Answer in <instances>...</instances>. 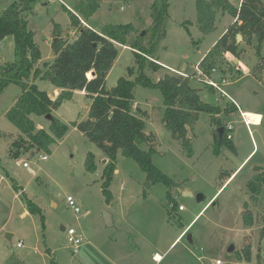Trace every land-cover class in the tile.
Segmentation results:
<instances>
[{
  "label": "rangeland",
  "instance_id": "obj_1",
  "mask_svg": "<svg viewBox=\"0 0 264 264\" xmlns=\"http://www.w3.org/2000/svg\"><path fill=\"white\" fill-rule=\"evenodd\" d=\"M16 1L19 0H0V12ZM26 1L24 17L40 47L42 67L44 62L55 58L52 43L56 23L60 24L64 39L76 36L70 11L76 12L80 0ZM98 1L99 9L87 21L91 27L101 29L108 23H133L135 27L127 45L119 48L117 60L107 75L106 86L112 88L122 76L134 79L135 76L128 75V68L136 64L133 46L147 44L156 37L150 26L162 3L161 0ZM229 1L234 6L242 2ZM198 2L169 0V14L163 22L166 36L158 41L154 53L167 68L157 72L147 69L153 81L167 72L195 74L201 58L235 21L230 14L219 11L216 28L204 33L197 22ZM239 43L240 64L229 61L225 53L224 60L234 64L232 70L227 63V71L218 67L213 74L220 79L226 72L232 73L221 85L225 92L218 89L206 94L209 102L223 108L220 117L224 125L234 126L231 143L235 147L225 142L216 144L217 127L211 122V115L202 112L189 130L192 142L189 154L183 142L165 125L161 91L137 84L134 107L148 111L147 131L157 135L153 163L176 185L149 183L148 174L139 163L119 151L110 184L111 201H107L103 192L108 159L77 127L71 126L51 146V152L33 155L30 151L18 158L10 156V143L20 131L8 120L6 112L21 94V88L17 83L5 87L0 93V131L7 134L0 135V264H215L218 258L224 264H264V187L256 196L248 187L257 172L256 166H264V120L261 123L262 115L255 113L264 116V70L260 77L253 75V67L262 62L264 46L258 56L253 44L243 39ZM14 60L15 40L9 35L0 43V65ZM36 82L41 89L53 91L50 82ZM194 83L203 86L199 81ZM90 105L91 98L86 92L76 90L73 98L63 102L53 114L70 124L87 119ZM228 107L231 110L226 111ZM245 109L255 111L248 114L258 125L250 128L246 125L241 114ZM34 118L49 130L50 122L45 116ZM141 146L148 149L147 144ZM90 152L94 154L95 170L87 168ZM43 154L48 158L42 159ZM26 161L28 166L23 164ZM228 172L233 175L227 179ZM170 187L178 204L173 210L168 197ZM23 192L41 207V212L28 210ZM198 193L207 195L208 200L199 203ZM68 196L74 198L80 212L69 204ZM170 210L173 212L169 213ZM246 211L253 213L252 226L243 223ZM105 212L112 215V225L106 224ZM69 227H74L83 238L77 252L68 240ZM188 233L193 235V243L188 241ZM19 241L22 246L17 245ZM246 243L252 245L251 262L239 257ZM232 245L234 250L230 251ZM155 251L164 254L158 263L153 257Z\"/></svg>",
  "mask_w": 264,
  "mask_h": 264
},
{
  "label": "trees",
  "instance_id": "obj_2",
  "mask_svg": "<svg viewBox=\"0 0 264 264\" xmlns=\"http://www.w3.org/2000/svg\"><path fill=\"white\" fill-rule=\"evenodd\" d=\"M26 2L16 1L0 12V43L9 35L15 40V60L0 65V93L10 83H17L21 88V94L6 112L8 120L20 131L19 135L12 138L10 156L18 158L30 151L33 155L41 151L51 152V146L74 126L101 148L108 159L103 173V192L107 201L112 199L110 184L119 151L139 163L147 172L149 183L165 182L175 186V181L153 163L152 155L156 150L157 135L147 131L148 111L140 106L134 107L135 86L140 84L161 91L165 106V125L175 138L183 142L184 149H187L189 154L192 152L189 130L202 112L211 115V122L217 128L224 126V122L219 116L223 108L203 98L207 92L215 93L218 89L197 76V72L193 75L167 72L158 81H153L146 72L147 69L157 72L166 68L154 57V53L158 41L166 36L163 22L169 14V0H161V8L153 15L150 31L156 37L147 44L133 46L136 64L128 68V75L135 76L134 79L122 76L112 88L106 86L107 75L117 60L119 48L127 45L128 36L135 28L134 24L108 23L101 29L86 25L82 19L87 22L99 9L100 2L80 0L76 12L70 11L76 36L72 40L64 39L61 36V26L56 23L54 37H57V40L52 43L55 58L44 62L41 67L40 47L35 41L33 30L29 29L28 20L24 17ZM219 11L230 14L235 21L199 62V67L207 75L213 73V68L219 67L218 70L227 71V63L232 70L234 64L223 58L228 51L241 60L239 34L245 42L255 46L258 56H261L264 46L263 0H242L240 6H234L229 0H199L197 22L204 33L216 28ZM261 60L260 64L257 63L253 67V75L256 77H260L264 70V56ZM37 80L50 82L59 89L58 94L53 97L47 90L39 87ZM197 81L203 83V86L195 85L194 82ZM76 90L85 91L91 98L89 117L68 124L55 116L53 111L66 100H71ZM229 110L231 107H228ZM47 114H52V119H48L49 130L39 128L33 118L34 115L46 117ZM217 128L214 130L216 144L231 143L232 140L227 139L225 130L221 134ZM0 135L7 134L0 131ZM12 135L8 134L9 137ZM142 144H147L148 149L142 148ZM231 146L235 147L232 143ZM86 163L89 170L96 169L92 152L89 153ZM256 171L248 182V187L255 196L260 192V188L264 187V166H257ZM226 175L230 177L231 173ZM172 187L168 191L171 210L178 208L171 192ZM22 197L29 211L41 212V207L25 192ZM171 210L169 213L173 212ZM243 223L245 226L254 224L251 211L244 213ZM239 257L246 262L252 261L251 243L243 246Z\"/></svg>",
  "mask_w": 264,
  "mask_h": 264
},
{
  "label": "built area",
  "instance_id": "obj_3",
  "mask_svg": "<svg viewBox=\"0 0 264 264\" xmlns=\"http://www.w3.org/2000/svg\"><path fill=\"white\" fill-rule=\"evenodd\" d=\"M48 1H56V0H48ZM217 71L218 70L216 68H213V70H212L213 73L211 75H207L204 73V71L200 67H198V69H197L198 74L197 75L204 78L207 81V83L213 85L214 87H216L217 89L221 90L224 93L225 90L222 89L221 85L224 84L227 81V79H229L231 77V74L227 73L224 76L222 75L220 79H217V78L213 77V74L216 73ZM182 74L186 75V73H182ZM236 106H237V104H236ZM241 114L243 116L244 122L246 123V125H248L249 128L251 125L256 124L252 119H250L248 117L249 114L247 112H242ZM224 127H225L227 139L232 140L233 139L234 126L231 123H229V124H225ZM41 158L47 159L48 156L42 155ZM23 164H24V166L29 165L27 161L24 162ZM68 201H69V204L75 209L76 212L81 211L80 207L76 205V202L72 196H68ZM180 208L182 209L183 207H180ZM66 230H67V234H68V240H69L71 246L73 247L74 252H77L78 248L80 247V244L82 243L83 238L81 235L77 234V230L74 227H69L68 229L66 228ZM17 245L22 246V242L19 241L17 243ZM155 258H156V260L159 261L161 259V256H158L156 254ZM215 264H224V262L218 258L215 260Z\"/></svg>",
  "mask_w": 264,
  "mask_h": 264
},
{
  "label": "water",
  "instance_id": "obj_4",
  "mask_svg": "<svg viewBox=\"0 0 264 264\" xmlns=\"http://www.w3.org/2000/svg\"><path fill=\"white\" fill-rule=\"evenodd\" d=\"M19 1H21V2H23V1H25V0H19ZM145 32H142V34H144ZM57 40V37H55L54 38V41H56ZM242 40V35L241 34H239L238 35V41H241ZM226 57L229 59V61H231L232 63H234V64H236V65H239L240 64V60H239V58L237 57V56H235L233 53H231V52H226ZM203 98L205 99L206 98V96H203ZM46 118L47 119H52V114H47L46 115ZM218 129V131L222 134L223 132H224V130H225V127L224 126H221V127H219V128H217ZM185 194L186 195H192L190 192H185ZM197 201L199 202V203H202V202H204L205 200H208V196L207 195H205L204 193H198L197 194ZM104 218H105V221H106V224H108V225H112L113 224V219H112V215L109 213V212H105L104 213ZM65 227L63 226V229H64ZM8 236H10L11 234H7ZM187 239H188V241L190 242V243H193V235L191 234V233H188L187 234ZM229 250L230 251H233L234 250V245H232L230 248H229Z\"/></svg>",
  "mask_w": 264,
  "mask_h": 264
},
{
  "label": "crops",
  "instance_id": "obj_5",
  "mask_svg": "<svg viewBox=\"0 0 264 264\" xmlns=\"http://www.w3.org/2000/svg\"><path fill=\"white\" fill-rule=\"evenodd\" d=\"M83 22L86 24V25H89L86 21H84L83 20ZM227 29V28H226ZM76 30V29H75ZM206 54V53H205ZM205 56V55H204ZM204 56L201 58V60L204 58ZM240 60V59H239ZM240 62H241V60H240ZM162 64V63H161ZM167 68V67H166ZM168 69H170V70H173V71H175V69L174 68H168ZM58 92H59V89H57V88H55V87H53V91L50 93L53 97H55L57 94H58ZM238 105V104H237ZM237 107V106H236ZM238 107H239V105H238ZM237 107V108H238ZM239 109V108H238ZM226 111H228V108H226ZM242 112H255V111H252V110H249V109H245V110H242ZM241 112V113H242ZM255 113H258V114H261L262 115V120H261V123L263 122V120H264V116H263V114L262 113H260V112H255ZM219 116H220V114H219ZM33 118H34V116H33ZM35 119V118H34ZM35 121H36V123H37V126L39 127V128H42V127H45V124L42 122V121H40V122H38L36 119H35ZM260 124V123H259ZM254 125H258V124H254ZM257 167V166H256ZM233 175V173H231V176ZM230 176V177H231ZM230 177H228L227 176V179L228 178H230ZM28 212V210H26V213ZM183 233V232H182ZM182 233H181V235H182ZM180 235V236H181ZM156 254L158 255V256H161L162 258H163V256H164V254H161L160 252H158V251H155L154 252V255H153V257L155 258V256H156ZM137 258V257H136ZM155 260H156V258H155ZM160 261V260H159ZM158 260H156V263H158L159 262ZM161 263V262H160Z\"/></svg>",
  "mask_w": 264,
  "mask_h": 264
},
{
  "label": "bare ground",
  "instance_id": "obj_6",
  "mask_svg": "<svg viewBox=\"0 0 264 264\" xmlns=\"http://www.w3.org/2000/svg\"><path fill=\"white\" fill-rule=\"evenodd\" d=\"M248 117L255 122V119L252 116L248 115Z\"/></svg>",
  "mask_w": 264,
  "mask_h": 264
}]
</instances>
